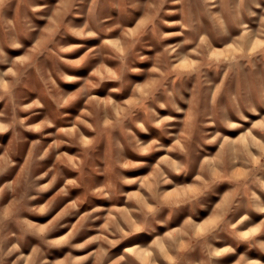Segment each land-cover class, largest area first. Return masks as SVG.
<instances>
[{"label": "rangeland", "instance_id": "rangeland-1", "mask_svg": "<svg viewBox=\"0 0 264 264\" xmlns=\"http://www.w3.org/2000/svg\"><path fill=\"white\" fill-rule=\"evenodd\" d=\"M0 264H264V0H0Z\"/></svg>", "mask_w": 264, "mask_h": 264}, {"label": "bare ground", "instance_id": "bare-ground-1", "mask_svg": "<svg viewBox=\"0 0 264 264\" xmlns=\"http://www.w3.org/2000/svg\"><path fill=\"white\" fill-rule=\"evenodd\" d=\"M199 228H200V226H199ZM128 250H129L128 247H126V248L124 249V252H125V251H128Z\"/></svg>", "mask_w": 264, "mask_h": 264}]
</instances>
